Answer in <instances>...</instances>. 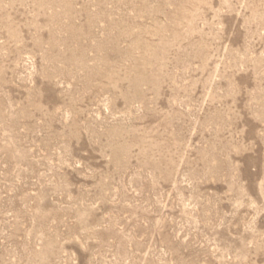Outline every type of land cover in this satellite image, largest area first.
I'll return each mask as SVG.
<instances>
[{
  "label": "rangeland",
  "instance_id": "1",
  "mask_svg": "<svg viewBox=\"0 0 264 264\" xmlns=\"http://www.w3.org/2000/svg\"><path fill=\"white\" fill-rule=\"evenodd\" d=\"M0 264H264V0H0Z\"/></svg>",
  "mask_w": 264,
  "mask_h": 264
}]
</instances>
